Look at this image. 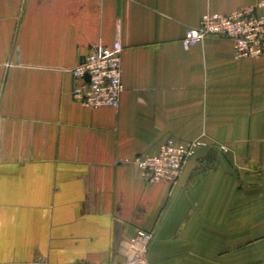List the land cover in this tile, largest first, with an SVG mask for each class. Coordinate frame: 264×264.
Returning <instances> with one entry per match:
<instances>
[{
    "label": "crops",
    "instance_id": "1",
    "mask_svg": "<svg viewBox=\"0 0 264 264\" xmlns=\"http://www.w3.org/2000/svg\"><path fill=\"white\" fill-rule=\"evenodd\" d=\"M264 0H0V264H264V57L236 59L206 13ZM120 40L117 109L75 102L73 70ZM201 140L178 181L131 163Z\"/></svg>",
    "mask_w": 264,
    "mask_h": 264
},
{
    "label": "built area",
    "instance_id": "2",
    "mask_svg": "<svg viewBox=\"0 0 264 264\" xmlns=\"http://www.w3.org/2000/svg\"><path fill=\"white\" fill-rule=\"evenodd\" d=\"M208 37L233 42L236 59L264 57V2L230 14H204L199 26L186 31L182 44L189 49ZM123 50L122 43L117 40L111 47L95 48L81 58L73 70L74 86L71 95L75 102L93 110L119 108L124 92ZM203 145L201 140L180 142L171 139L161 146L156 155H140L130 162L141 170L149 184L173 185L180 178L185 162ZM152 239L151 234L139 231L132 239L134 245L132 257L124 264H146L145 251Z\"/></svg>",
    "mask_w": 264,
    "mask_h": 264
}]
</instances>
